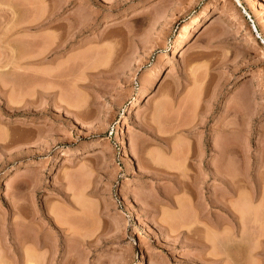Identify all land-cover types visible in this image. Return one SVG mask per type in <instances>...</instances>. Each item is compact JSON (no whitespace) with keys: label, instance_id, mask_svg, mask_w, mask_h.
<instances>
[{"label":"rangeland","instance_id":"1","mask_svg":"<svg viewBox=\"0 0 264 264\" xmlns=\"http://www.w3.org/2000/svg\"><path fill=\"white\" fill-rule=\"evenodd\" d=\"M0 264H264V0H0Z\"/></svg>","mask_w":264,"mask_h":264},{"label":"bare ground","instance_id":"2","mask_svg":"<svg viewBox=\"0 0 264 264\" xmlns=\"http://www.w3.org/2000/svg\"><path fill=\"white\" fill-rule=\"evenodd\" d=\"M237 2H239V0H237ZM218 19H219V18H218ZM218 19H216V20H218ZM210 20H211V19H209V20L205 23L206 26L204 25V26H205V27H204V28H205L204 32L208 31V30L214 25V23H215V19L212 20V21L208 24V22H209ZM207 24H208V25H207ZM204 32H203V33H204ZM203 33H201V34L199 35V37L202 36ZM199 37H197V38H199ZM194 42H195V41H194ZM194 42H193V43H194ZM190 46H192V45H190ZM189 48H190V47H189ZM187 50H188V48L183 52V56L187 53ZM257 71H259V70H257ZM250 82H251V81H250ZM160 108H161V107H160ZM158 110H159V109H158ZM104 150H105V149H104ZM100 152H101V151H100ZM89 157H90V156H89ZM233 191H234V190H233ZM230 213H231V212H230ZM234 216H235V215H234ZM233 234H234V233H233ZM235 234H236V233H235ZM233 236H234V235H233ZM42 245H43V243H42Z\"/></svg>","mask_w":264,"mask_h":264}]
</instances>
